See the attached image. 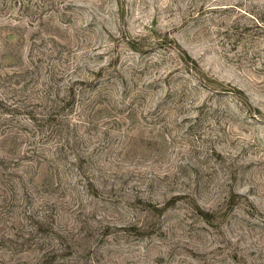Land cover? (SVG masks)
I'll list each match as a JSON object with an SVG mask.
<instances>
[{
	"label": "rangeland",
	"instance_id": "rangeland-1",
	"mask_svg": "<svg viewBox=\"0 0 264 264\" xmlns=\"http://www.w3.org/2000/svg\"><path fill=\"white\" fill-rule=\"evenodd\" d=\"M0 264H264V0H0Z\"/></svg>",
	"mask_w": 264,
	"mask_h": 264
}]
</instances>
